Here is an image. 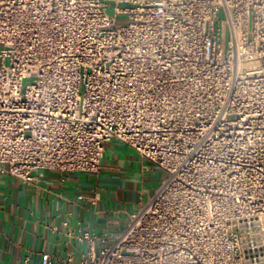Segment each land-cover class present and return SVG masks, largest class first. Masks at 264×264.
Listing matches in <instances>:
<instances>
[{
    "label": "built area",
    "instance_id": "obj_1",
    "mask_svg": "<svg viewBox=\"0 0 264 264\" xmlns=\"http://www.w3.org/2000/svg\"><path fill=\"white\" fill-rule=\"evenodd\" d=\"M112 139L162 178L78 264H264V0H0V172H96Z\"/></svg>",
    "mask_w": 264,
    "mask_h": 264
},
{
    "label": "crops",
    "instance_id": "obj_2",
    "mask_svg": "<svg viewBox=\"0 0 264 264\" xmlns=\"http://www.w3.org/2000/svg\"><path fill=\"white\" fill-rule=\"evenodd\" d=\"M158 174L115 139L105 144L96 172L40 170L30 181L0 172V259L39 264L46 253L54 264L68 255L78 264L89 248L81 232L119 233L153 193Z\"/></svg>",
    "mask_w": 264,
    "mask_h": 264
},
{
    "label": "rangeland",
    "instance_id": "obj_3",
    "mask_svg": "<svg viewBox=\"0 0 264 264\" xmlns=\"http://www.w3.org/2000/svg\"><path fill=\"white\" fill-rule=\"evenodd\" d=\"M113 8H114V3L113 2H108V4H107V11H108L109 14H113L114 13ZM223 18H224L223 12H222V10H219V12H218V19L221 20ZM124 22H125V18L124 17H119L118 20H117V23H124ZM161 178H162V175L159 172L158 178H157V179H159V181L156 183V186L154 185L155 188L158 186ZM155 188H154V190H155Z\"/></svg>",
    "mask_w": 264,
    "mask_h": 264
}]
</instances>
